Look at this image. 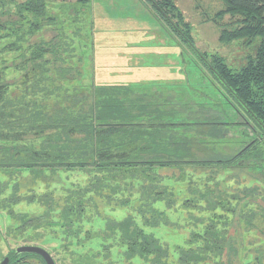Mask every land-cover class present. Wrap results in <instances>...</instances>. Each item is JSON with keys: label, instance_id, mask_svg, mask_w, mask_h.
I'll list each match as a JSON object with an SVG mask.
<instances>
[{"label": "trees", "instance_id": "1", "mask_svg": "<svg viewBox=\"0 0 264 264\" xmlns=\"http://www.w3.org/2000/svg\"><path fill=\"white\" fill-rule=\"evenodd\" d=\"M146 1L192 46L173 0ZM220 1L232 19L220 40L251 52L238 69L194 52L214 89L193 102L96 81L75 28L90 0H0L8 240L38 241L60 264H264V0ZM162 226L181 240L163 242Z\"/></svg>", "mask_w": 264, "mask_h": 264}, {"label": "rangeland", "instance_id": "2", "mask_svg": "<svg viewBox=\"0 0 264 264\" xmlns=\"http://www.w3.org/2000/svg\"><path fill=\"white\" fill-rule=\"evenodd\" d=\"M173 1L190 26L192 46L159 20L146 0H90V6L84 8L80 22L77 19L75 25L85 30L79 37L85 69L91 63L96 81L150 85L159 91L164 89L163 94L173 99L190 97L193 102L202 99L195 90L213 88L212 78L208 79L203 61L194 52L221 56L229 66L238 69L251 50L240 42L220 40L222 30L229 29L232 20L229 15L221 16L224 5L220 0ZM61 177L64 185H68L86 176L61 173ZM53 182L50 184L59 186L60 178L55 177ZM0 231V259L18 245L38 246L33 239L10 241ZM153 231L169 244L181 240L164 226ZM57 258L54 257L60 264ZM63 261L69 262L67 258ZM120 261L112 258L114 264Z\"/></svg>", "mask_w": 264, "mask_h": 264}, {"label": "flooded vegetation", "instance_id": "3", "mask_svg": "<svg viewBox=\"0 0 264 264\" xmlns=\"http://www.w3.org/2000/svg\"><path fill=\"white\" fill-rule=\"evenodd\" d=\"M1 230L4 231V227H0ZM5 239V237H4ZM20 246H32V245H20ZM19 245L15 248H12L10 250H8V252L3 256L1 257L0 259V263L4 260V258H9V263L8 264H12V263H16V264H32V263H36L38 262L39 260L33 256H37L39 257L38 255H35V254H29V253H23V254H18V255H15L14 252L16 250V248L20 247ZM36 246V245H35ZM39 247L45 249L44 247L38 245ZM48 253L49 251L47 249H45ZM26 255H29V256H26ZM49 255L52 257L53 261L55 262V264H57V262L55 261L54 257L52 256L51 253H49ZM42 261L43 259L41 257H39ZM43 263L45 264V262L43 261Z\"/></svg>", "mask_w": 264, "mask_h": 264}, {"label": "water", "instance_id": "4", "mask_svg": "<svg viewBox=\"0 0 264 264\" xmlns=\"http://www.w3.org/2000/svg\"><path fill=\"white\" fill-rule=\"evenodd\" d=\"M23 253H29V254H35L38 255L39 257H41L43 259V261L45 262V264H55V262L53 261L52 257L49 255V253L39 247V246H20L18 248H16L14 254L18 255V254H23ZM9 263V258H4V260L0 263V264H8Z\"/></svg>", "mask_w": 264, "mask_h": 264}]
</instances>
